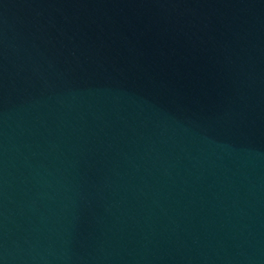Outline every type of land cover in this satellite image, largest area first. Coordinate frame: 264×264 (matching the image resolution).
<instances>
[{"label":"water","instance_id":"obj_1","mask_svg":"<svg viewBox=\"0 0 264 264\" xmlns=\"http://www.w3.org/2000/svg\"><path fill=\"white\" fill-rule=\"evenodd\" d=\"M0 264H264V0H0Z\"/></svg>","mask_w":264,"mask_h":264}]
</instances>
